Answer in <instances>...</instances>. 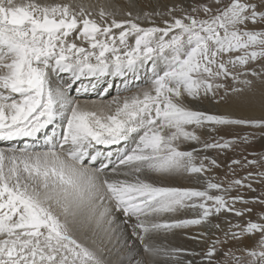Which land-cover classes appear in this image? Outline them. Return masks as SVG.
<instances>
[{
  "label": "snow or ice",
  "instance_id": "obj_1",
  "mask_svg": "<svg viewBox=\"0 0 264 264\" xmlns=\"http://www.w3.org/2000/svg\"><path fill=\"white\" fill-rule=\"evenodd\" d=\"M125 2L0 0V264H264V0Z\"/></svg>",
  "mask_w": 264,
  "mask_h": 264
},
{
  "label": "bare ground",
  "instance_id": "obj_2",
  "mask_svg": "<svg viewBox=\"0 0 264 264\" xmlns=\"http://www.w3.org/2000/svg\"><path fill=\"white\" fill-rule=\"evenodd\" d=\"M83 2L85 3H95V4H100L103 3L104 0H83ZM114 3L119 4L123 7H126V2L125 0H113ZM143 2H147V0H143ZM64 79H67V77L65 76ZM59 81L56 80V78H53V83L56 84ZM84 83H87V81H84ZM121 81L117 80L116 84H120ZM79 85H76L73 87V92H70V95H72L74 98L80 100V101H85V100H98L99 96L97 94V92H91L90 95L88 97H80L79 94H77L76 92V87H78ZM255 89H256V97L257 100H259L260 98V93L264 92V86L262 85H254ZM102 89H99V91ZM96 94V95H95ZM126 93L121 92L120 95H125ZM117 95V88L114 86L111 90H110V94L108 96L105 97L106 100H110L112 99L113 96ZM201 107L204 108H212L213 105H211L209 102H205L203 105H201ZM216 109L218 111H224L226 109H228V106L226 105H217L215 106ZM235 111L236 115H261V110L259 108V106L257 105L256 108L251 109V110H239V109H235L233 110ZM43 141H41L42 143ZM22 143V141H21ZM0 146H4V145H0ZM213 155H215V153H212ZM221 160H223V158L221 157ZM94 167H99L100 165L97 163L95 165H93ZM222 174V173H221ZM166 183H169L173 186H191L192 185V181L186 179V178H175V179H170L168 181H166ZM247 196H251L252 193L250 192H246L245 193ZM122 219V217H121ZM197 231H199V229L196 228H190L185 230L186 234H184V232H178L176 236L170 238L169 243L174 246V247H183V248H187V249H192V250H196L199 251L200 247H202V245H198L195 241L188 239L187 237L190 235L195 234ZM138 243V242H137ZM142 252V249H140ZM190 257L185 256L184 259H189ZM113 260L116 259L115 255L112 257Z\"/></svg>",
  "mask_w": 264,
  "mask_h": 264
},
{
  "label": "rangeland",
  "instance_id": "obj_3",
  "mask_svg": "<svg viewBox=\"0 0 264 264\" xmlns=\"http://www.w3.org/2000/svg\"><path fill=\"white\" fill-rule=\"evenodd\" d=\"M254 85H262V86H264V84H260V83H255ZM98 91H99V89L97 90V92ZM71 92H73V90H71ZM254 116H259V115H254ZM244 130H246V129H244ZM244 130H242V129H234V130H230V131H244ZM241 152H243V155H246L248 157V159H255L258 155L264 154V139H256L253 143L248 145L246 147V149H238L236 152L227 151L224 154V156H222V158H223L222 161L224 163H227V159L240 158V153ZM245 171H255V169L254 168H249V169H246V170H241V169L237 168V174L240 175V176H243L245 174ZM254 187H256L258 189V191H259V189L261 188V185L254 184ZM252 195H254V193H252Z\"/></svg>",
  "mask_w": 264,
  "mask_h": 264
}]
</instances>
